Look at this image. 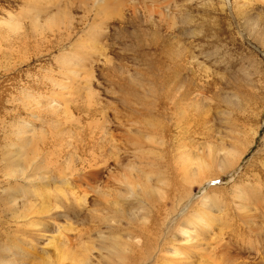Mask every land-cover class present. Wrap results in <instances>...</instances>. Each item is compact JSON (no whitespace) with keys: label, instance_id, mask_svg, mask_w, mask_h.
Here are the masks:
<instances>
[{"label":"rangeland","instance_id":"rangeland-1","mask_svg":"<svg viewBox=\"0 0 264 264\" xmlns=\"http://www.w3.org/2000/svg\"><path fill=\"white\" fill-rule=\"evenodd\" d=\"M82 3L83 5H81ZM101 3L103 0H81L77 2L78 6L72 4V8L70 7L69 10L73 12L71 14L74 24L71 28L70 38L58 44L59 46H52L49 51L41 53L43 46L35 51L33 43H20L14 38L12 31L9 33L12 36L7 37L9 39L0 34L3 36H1L2 39L0 38L1 130L6 126L5 124H8V121H15L10 119V114L14 116L17 111H24L21 104L29 102V99L24 101L23 93L31 92L33 89L34 92L39 91V95L43 97L44 92H48L49 88L52 89L49 82L52 80L49 79L52 76L66 81L68 85L67 89L62 90L66 95L61 93L62 98L60 97L61 100L66 99V103L62 102V105L64 112H67L60 117L61 119H58L61 120L60 123L65 129L62 151L73 152L75 161L70 162L69 168H74L75 175L71 179H76L74 181L80 185L79 192L87 194V201L84 203V207L80 208L77 216L70 217L72 220L69 218L65 222L61 221L63 225L66 224L65 227L68 225V229L71 227V230L66 232V236L73 242L76 239V243H79L77 240L78 231L84 232L83 230L87 229V225H89L84 223L85 227L83 216L93 213L88 210L91 209L92 199L97 194L96 187H104L113 171L120 172L124 165L133 160V153L123 150L120 151L119 164L108 162L107 165L99 163L95 167H85L87 165L84 162L90 161L91 164L92 160L89 159L95 152L93 143L90 141L92 132L89 130V126L94 122L85 113V110L90 108H87L85 103L88 99L87 93L90 92L95 96L93 100H97V105L103 107L104 115L100 123L104 125L105 131L109 130V138H113L120 145L131 135L145 141L147 147L144 156L148 159L147 164L144 165L145 173L141 175L136 190L139 191L146 185V190L151 191L147 192L154 201L153 204H156L157 207L161 206L160 212H163H161L163 217L160 216V224L166 216V212L178 204L180 212L176 215L177 218L183 217L182 214L188 209L190 210L196 203L197 206L194 208L200 209L199 207L203 205L202 197L208 194V190L213 189L209 194L215 193L212 201H215L216 206L212 207V213L205 209L210 217L208 224L211 236L206 240H201L203 244L198 248L199 250H194L191 259L193 264H264V231L253 230V225L258 223V225L264 226V204H260L264 203V179L259 180L262 182L261 184L260 182L254 183L263 193H260V196L257 195L259 200L253 201L249 206L253 217L245 216L247 211L237 208L232 198L235 185H245L249 177L260 179L261 175H264V0H115V5L108 13H100L98 16L99 19H102L103 25L95 29L93 33L97 34L100 29H103V34L95 41L91 38L93 33L90 31L89 25L95 26L94 9ZM20 4L19 0H0V7L11 9L17 18L20 17L19 10L22 6ZM82 6L86 10L93 8V11L85 13ZM54 10L57 11V9ZM24 23L27 25V20H24ZM5 39L7 40L5 41ZM179 47L188 51L183 57L185 61L183 59L184 62L180 68L182 74L179 75L187 78L186 80L192 79V83L189 81L191 90L196 91L193 93L205 101L203 102V105L206 104L204 108L210 111L205 126L199 124L198 114L193 116L188 130L181 129L182 126H175L176 120L172 121L171 118H168L169 116L164 119V116L158 113V110L161 109L156 106L159 99L158 96L153 97L152 95L148 97L152 101L151 105L156 107L149 105L152 113L151 111L146 114L142 113L143 106H140L141 108L136 106L137 111L132 117H138V121H134L132 125L131 121L126 124L125 120V124H118L123 118L121 117V120L114 119L112 108L116 107L120 111V115L124 112L119 97L128 95L132 100L139 94L142 96L141 92L143 93L144 90L148 89L154 92L157 86L161 90V86H159L161 79L173 74V70L169 71V68L173 69L174 64L171 60ZM60 49L64 53L65 60L62 65L60 64L63 70L61 69L58 73L59 65L55 63L54 55H58ZM37 51L40 53L36 54ZM189 53L194 54L193 60L187 58L186 55ZM45 67H47L46 70H50L48 71L49 75ZM186 67L187 69H185ZM54 69L57 73H54ZM89 76H91L90 83L86 85L84 77ZM44 83L48 85L46 86ZM30 86H32L31 89ZM37 87L39 90H36ZM156 92L161 95L160 91ZM228 94L233 99H231L232 106H227L221 101L222 96ZM153 99H158L155 100L157 103ZM92 108H94V103H92ZM220 110L221 112H219ZM23 115L25 116V113ZM158 115L162 117L160 118ZM174 115L180 119L182 112ZM196 116L198 119H195ZM54 120L56 119L54 118ZM151 120L153 124H151ZM182 122H179L178 125H182ZM157 123L164 125L166 132L171 127L167 132L169 134L165 132V137L161 138L155 134H151L153 135L151 136L134 132L136 131L135 127L144 131L154 128ZM231 124L235 127L234 133L233 129L232 133L229 131L230 128H233ZM165 125L166 127L170 125L169 129ZM154 130L152 129V131ZM205 132L207 133L205 134ZM228 132L238 136L235 141L232 139V143L237 148L253 140L235 168L205 182H202L199 173L191 175L197 177V180L190 176V179L193 180L192 184L189 179L185 181L183 175L181 176L180 169L187 159V154L199 155L207 150L208 146L219 145L222 139L229 140ZM129 133L133 134L126 136ZM41 146L43 144H40ZM106 150L109 152V149ZM97 184L98 186H96ZM152 185L154 188L150 187ZM184 185L185 187H183ZM189 188L191 192L187 199L184 196ZM74 189L77 192V187ZM251 193L255 194V192ZM253 196L255 198V195ZM143 200L144 198L140 195L135 201L123 198L122 203H125V210H132L130 207L133 206L129 204L130 202L135 204V202ZM164 200L165 202H163ZM176 216L172 218L175 220ZM250 221L254 224H251ZM178 231L175 233L179 239L181 235ZM51 233L56 232L52 230ZM257 233L260 234L258 238ZM51 235L53 234H49V236ZM89 235L85 234L83 242L77 244L79 253L80 245L83 243L85 245V242L87 244L86 240H90L91 243L97 242L95 240L97 238L92 232ZM87 237L89 238L87 239ZM0 239L6 240L4 237ZM50 240L42 243H31L29 240L30 244L27 243L23 249V252L26 249L30 251V254L28 253V256L25 257L26 264H43L49 260L50 262L57 260L60 264L61 260L59 261V257L56 258L58 255H53L54 251L51 247L52 243H49ZM42 249L44 251H41ZM80 250L82 253V249ZM92 253L95 254L94 250ZM48 254H52V256L46 257ZM65 262V264L68 263V261Z\"/></svg>","mask_w":264,"mask_h":264},{"label":"bare ground","instance_id":"bare-ground-1","mask_svg":"<svg viewBox=\"0 0 264 264\" xmlns=\"http://www.w3.org/2000/svg\"><path fill=\"white\" fill-rule=\"evenodd\" d=\"M19 1L22 4L19 10V18L9 9L12 7H9V10L2 8V6L0 7V34L7 38L10 35V31H12L11 33H13L14 38L19 40L20 43H33L35 51L37 49L39 50L40 46H43L41 47V53L43 51H49L52 46H57L63 43L65 39L70 38L69 36L72 33L71 28L74 23L71 14L73 12L69 9L70 7L72 8V4L78 6L77 2L81 0ZM83 3L81 5H83ZM114 5L115 0H103V3L94 9L93 21L95 26L92 24L89 25L91 33L103 25L102 19L98 18L99 14L108 13ZM82 8L85 13L93 11V8L89 10H86L84 6H82ZM54 9H57V11ZM24 20H27V25L24 23ZM102 30L100 29V32L97 34L93 33L91 38L97 41L98 37L103 34ZM1 36L0 38L2 39L3 36ZM7 39H5V41ZM1 43L3 44V42ZM58 52V55H54V59L56 61L55 63L59 65V70L57 71L60 73L62 69L61 65L65 58L61 49ZM187 52L179 47L177 53H173L174 58L170 56L172 58L171 60L169 57L174 64L173 69L169 68V71L173 70V74L170 72L171 76L167 78L163 77L160 81L161 85L157 84L161 86V90L158 89V86L155 87L157 88L156 91L161 92V95L156 91L153 92V90L147 89L144 90L143 93L141 92L142 96H139V94L130 100L128 95L123 96L121 94L123 97L120 96L119 98H121V100L119 99L120 101H118L121 103L124 112L120 115V111H118L116 107V110L112 108L114 119L121 120V117L123 118L118 124L123 125L125 122L127 124V122L131 121L130 124L132 125L134 121H138V117H132L137 111L136 106H143L144 110L142 113L146 114L148 111H151L149 105L152 104V101L149 100L148 97L152 95L153 97L158 96L159 102L156 106L159 107V109L161 108V112L158 110V113L164 116V119L169 116L168 118H171L172 121L176 120L174 122L175 126H182V128L180 127L181 129L188 130L192 118H194L193 116L196 114H198L200 119V121L198 120V122H200L199 124L205 126L206 122H208V112H210L207 108H204L206 104L203 105V102L205 101H203L200 96L193 93L195 90H191L192 87L190 88V83H192V79L190 80V78H188L189 80H186L187 78L180 77L182 74V72H180V68L182 67L181 64L185 61L183 57ZM35 53L37 54L40 52L37 51ZM186 56L192 60L194 58V54L192 53ZM46 68L47 67H45V70ZM185 69H187V67ZM46 71L48 73L50 70ZM55 72L54 69V73ZM90 77L91 76L84 77V84L86 83V85H89ZM49 79H52L49 81L52 86V89L49 88L50 92L49 90L48 92H44L43 97H41L38 93L39 91L34 92L33 89H31L32 86H30L31 92L23 93L25 95L23 97L24 101L29 99V102L21 104L24 111H17L14 116L10 114V119L15 121H8V124H5L6 126L3 127L2 130L0 129V131H2L0 136V238H6L4 241L0 239V264H26L25 257L28 256V253L30 254V251L26 249V251L23 252V249L26 244L29 243V240L31 243H42L48 239H51L49 243H52L53 255H58L56 258L59 257V261L61 260L60 264H65V261H68L67 264H193L191 259L194 255V250H199L198 248L203 244L201 240H206L207 237L211 236L209 234L210 226L208 224V219H210V217H208L205 209L211 211L212 207L216 206L215 201H212L214 197L213 194L215 193L209 194L213 189L208 190V194L202 197L201 202L203 205L202 207L198 206L200 209L194 208L197 206L196 203L190 210L188 209V211L182 214L183 217L177 218L176 215L180 212V206L178 204L172 210L166 212V216H164L160 224V218L163 217L161 216L162 211L160 212L161 206L157 207L155 206L156 204H153L154 201L148 194V192L151 191L146 190V185L141 187L139 191L136 190V185L140 183L141 175L145 173L144 165L147 164L148 159L144 156L147 147L145 141L142 138L131 135L133 133L126 134V136H131L127 137L125 141L121 143L122 145L117 143L113 138H109V130L105 131L104 125L100 123L104 115L103 107L97 105V100H93L95 96L90 92L87 93L86 97H88V99L85 102L87 108H90L85 110V113L89 115V118L94 122V124L89 126V130L92 132L90 133V141L93 143L95 152L90 156L89 160H92L91 164L90 161L84 162V164L87 165L85 167H95V165L99 163L107 165L108 162L119 164L120 151L123 150L124 152H132L133 160L130 158L132 161L124 165V168H121L120 172L115 173L113 171L115 174H110L108 182L105 183L104 187H96L95 191L97 194L92 199V204L90 202L92 207L90 210L87 209L88 211H93V213L90 214L86 212L87 214L83 216L85 221L83 224L88 223L89 225H87V229L83 230L84 232H82V230L78 231L77 240L79 243H76V239L73 242L71 238L66 236V232L71 230V227H69V229L67 228L68 225L65 227L66 224L64 222L70 217L77 216L80 208L84 207V203L87 201V194L85 192L82 194V191L79 192L78 188L80 185L76 183L77 181H74L76 179H71V177L75 175L73 173L74 168H69L70 162L75 161V159H73V152L62 151L64 148L65 129L62 127V123H60L61 120L59 121L58 119L63 114H67V112H64V106L62 105V102L66 103V99L63 98L61 100V96L62 94L66 95L62 90L67 89L68 85L66 81H61L56 76H52ZM84 88L86 89V86ZM36 90H39V88ZM158 99L153 100L157 103L156 101ZM231 99V96L228 94L222 96L221 101L227 106H232L233 99ZM92 103H94V108H92ZM12 111L15 112V110ZM22 112L23 114L25 113V116ZM179 112H182V117H180V119L174 115ZM219 112H221V110ZM98 115L100 118L97 117ZM160 115L158 116L160 117ZM198 116H196L195 119ZM54 118L56 120H54ZM150 122H152V120ZM179 122H182V125H178ZM198 122H196V124ZM151 124H153V122ZM232 125L233 124H231V127H233ZM169 126L166 128L169 129ZM152 129L155 130L152 131ZM152 129H146L144 132L135 127L136 131L134 132H137V134L145 133L147 135L155 134L161 138L165 137L166 131L164 130V125L161 123L155 124V127ZM170 129L168 131H170ZM230 129L229 131L232 133L233 129L234 133L235 127ZM200 130L202 129L200 128ZM237 131L236 129V132ZM206 133L207 132H205V134ZM227 134L229 140L221 138L222 141L219 145L208 146L206 148L207 150H204L202 154L191 155V153L189 154L186 152L188 153L187 159H185V163L180 169L182 172L181 176L183 175L182 177L185 181L189 179L192 181V184L193 180L190 179V176L193 175V173H199L202 177V182H205L212 178H217L221 173H227L235 168L253 140L250 139L251 141L249 143H244L246 145L237 148L234 146V143H232V139L235 141L238 136H235V134L231 135L229 132ZM40 144H43V146L40 147ZM41 148L43 149L42 151L39 150ZM106 149H109V152ZM193 177L195 178V176H191V178ZM262 179H264V175H261L260 179L249 177L245 185H235L233 188L232 198L234 199V203L240 210L247 211L245 213L247 217L248 215L250 218L253 217V214L250 213L251 209L249 206L253 201L259 200L260 193H263L258 188L257 184L254 185L255 182H260L259 180ZM261 183L262 182H260V184ZM96 186H98V184ZM74 187H77V192ZM150 187H153V185ZM183 187H185V185ZM190 192L191 189L189 188L186 196H184L185 192L182 194L186 198ZM251 192H255V194ZM257 192L258 194H256ZM140 195L144 198L143 201L135 202V204L130 202L129 204L133 206L130 207L132 210L124 209L125 203H122L123 198L135 201ZM253 195H255V198ZM209 200L212 202H208ZM163 202H165V200ZM260 204L263 205L264 203L261 202ZM163 206H165L164 203ZM82 213H84V211H82ZM169 216H171V218H169ZM173 216H176L175 220L172 218ZM70 219L72 220V218ZM61 221H64L63 223L65 225H63ZM251 222L252 221H250V223ZM251 224H254V222ZM258 224L255 226L253 225V230L264 231V226ZM251 227L250 225V228ZM52 230L56 233H51ZM175 231L180 233L179 235L181 236H179V239ZM91 232L97 238L95 239L97 242L91 243L90 240H86V244L84 241L85 245L84 243L80 245L82 253L80 249L79 253L77 244H80L85 234L90 236L89 234ZM49 234L53 235L49 236ZM256 236L258 238L260 234L257 233ZM88 238L89 237H87V239ZM257 238L255 239L257 240ZM93 250L95 254L92 253ZM41 251L44 250L42 249ZM51 256L52 254H48L46 257ZM55 261L56 262H50L49 260L43 262V264H59L57 260Z\"/></svg>","mask_w":264,"mask_h":264}]
</instances>
